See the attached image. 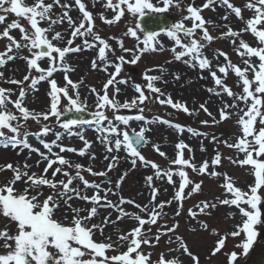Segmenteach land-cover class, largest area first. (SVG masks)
I'll return each instance as SVG.
<instances>
[{
    "label": "snow or ice",
    "instance_id": "6c2138e0",
    "mask_svg": "<svg viewBox=\"0 0 264 264\" xmlns=\"http://www.w3.org/2000/svg\"><path fill=\"white\" fill-rule=\"evenodd\" d=\"M95 2L96 0H93V3ZM193 3L194 0H191L185 9L184 0H106L103 7L110 9L115 15L112 19H105L101 13L102 22L113 25L121 21L126 13L131 18L123 37L135 38L136 44L134 48H127L123 38L105 39L99 34L95 28L93 13L86 9L82 0H74V5L81 14L75 19L69 15L73 10L69 0H32L31 3L27 0H0V39L7 41L5 50L0 52V69L16 59L24 60L27 65V73L20 80L6 77L4 71H0V81L16 86L15 89L0 86V148L14 150L17 155L25 150L29 153L23 164L8 163L0 167V172L10 170L12 173L7 182L0 184V217L6 220L5 225L0 228V264H182L179 256H171L172 252H177L180 256L187 255L194 264H199L198 257L188 249L182 237L177 235L173 240L169 235L176 232L179 222L175 221L169 226L167 220L170 217L165 211L166 207L176 201L178 207L174 216H180L183 202L202 192L203 181H193L188 169L198 175L207 174L211 178L223 179L220 186L231 198L218 202L220 205L234 206L242 215V225H238L237 230L232 231L230 235L233 238L245 235L240 247L244 255L248 254L258 236L257 226L264 225L261 209L264 202V193L261 192L264 190V0H247L244 9L253 13V16L247 19L242 15L243 9L235 6L230 0H206L202 7L192 6ZM214 5L231 10L235 17L245 24L240 30H233L227 24L223 25L227 31L221 32L219 37L229 39L235 46L243 66L234 64L222 50L214 52L211 59L205 54L204 50L209 48L217 37L210 34L205 25L212 22L206 21L201 13L203 9ZM171 7L180 13L186 10L187 15H182L179 21H172L170 17L163 15ZM57 8L61 9L59 14L54 10ZM222 19L227 21L228 15ZM22 21H26L27 26ZM186 22H190V26ZM65 23L67 28L62 27ZM13 30H18L19 39L11 34ZM197 30L201 32L199 38ZM245 32H249L257 41L255 46L242 38V33ZM69 33L65 39V35ZM162 34L174 42L173 46L165 48L159 39ZM77 39L80 40L79 44L75 43ZM109 40H115L119 50L130 54L131 59H126L123 54L117 55V48L113 47ZM61 43L63 47L60 46ZM25 50L30 55H23ZM90 50L97 52L91 61V68L103 71L108 79L99 90L90 87L88 95L93 96L95 111L90 112L91 119H87L85 113L89 108L88 99L87 96L82 97L80 91L83 80L73 81L69 78V73L75 69L66 58L69 54ZM166 50L172 53V59L167 63L181 62L193 70L198 69L200 79H206L203 73L208 72L213 87L206 88V91L210 96L222 101L218 108L220 118H216L206 103H201L199 110L211 117V125H218L236 117L240 135L234 137V142L173 123L163 117L149 119L144 115L146 102L152 101L182 111L188 116L198 112L197 109H190L186 102L174 101L170 93L157 86L158 83H168L164 79L168 69L163 65L146 69L141 78L146 83H137L132 81L131 77L125 78L121 75L125 64L136 65L145 54ZM221 57L223 63L220 62ZM45 58L49 65L47 68L42 67L40 63ZM33 70L39 75H33ZM155 71L160 74H149ZM57 72L63 73L66 82L64 86H58L54 78V73ZM230 72L238 78L237 87L241 88L239 93L233 91L226 83ZM172 76L174 80H180L179 73H172ZM45 81L50 85V90L46 93L49 97L47 109H30L26 101L30 94L39 91L38 85ZM120 85H124L125 89L131 88L135 95L121 102L118 99L123 91ZM110 87L113 89L111 96ZM14 94L17 98L12 100ZM225 95L231 99V103L223 99ZM9 105H12L15 111L11 110ZM121 110H135L139 114L125 115L121 114ZM108 112H111V116ZM29 120L39 124L40 129L30 132L25 128ZM133 121L142 122L139 130L131 127ZM200 123L209 125L210 122L203 120ZM154 124L166 125L174 129L178 136V142L174 145V158L169 160L170 167L163 168L142 155L141 149L151 143L146 133L152 131L151 125ZM57 126L61 130H57ZM89 129L98 134V141L104 147L103 158L109 161L106 171H94L92 167L73 163L62 155L64 152L75 153L95 161V153L89 151L93 142L85 135ZM185 132L193 137H201V145L203 139H208L214 145L223 144L229 149H235V156H228L226 159L233 165L250 166L254 181L249 189L242 190L241 187L235 186L233 179L226 172L215 170L222 163V154L218 147L211 162L206 159L198 167L194 162L192 148L180 138ZM49 134L54 137L51 141L45 139ZM30 137L37 140L45 151L34 147L30 143ZM72 137L78 138L83 147L76 149L63 144L65 138ZM185 149L189 152L188 158H185ZM153 150L159 156L167 158L159 144H153ZM122 151L123 157L120 156ZM200 151L204 152L206 149L201 146ZM32 153H36L40 158L35 167L45 163L39 175L31 171L33 165L27 162ZM121 159L130 163L131 170H135L138 163L141 167L154 170L153 174L145 178L150 199L144 205L122 195L118 196L115 203L109 198L110 194L117 195V190L128 175L127 171H123L114 182L106 179L101 183L89 181L83 174L87 172L93 177L107 178L108 174L119 166ZM49 169L52 170L50 177ZM57 176L62 178L57 179ZM174 177H178V181L174 180ZM154 179L172 185L174 196L167 201L157 202L160 188L155 185ZM105 182L109 185L114 183V187H104ZM18 184L22 187H17ZM81 184L83 189L79 186ZM88 190H92L93 194L88 195ZM76 200L91 206H74L73 201ZM102 201L104 203H101ZM125 204L134 206L144 215L125 211ZM100 208H110L118 213L116 220L105 216L101 222L93 223ZM197 208L198 212L191 208L188 210L193 220L201 214L211 215L209 209H216L217 203L203 201ZM126 217L135 221L137 226L123 231L119 229L118 222ZM197 223L204 229L209 227L206 222ZM110 224L116 226V240H113L111 234H104L105 228ZM152 226H157L155 234H152ZM213 234L219 236L217 246L212 251L214 256L225 248L229 234L221 235L218 230H213ZM98 235L102 238L97 239ZM164 236L168 237V245L175 243L177 247H170L168 253L161 252L153 260V252L145 249L155 248ZM237 260V253L233 251L229 264H235Z\"/></svg>",
    "mask_w": 264,
    "mask_h": 264
},
{
    "label": "rangeland",
    "instance_id": "374dc122",
    "mask_svg": "<svg viewBox=\"0 0 264 264\" xmlns=\"http://www.w3.org/2000/svg\"><path fill=\"white\" fill-rule=\"evenodd\" d=\"M28 3H31L32 0H27ZM86 4V9L91 11L93 13L94 17V24L95 28L99 31V34L107 39L110 37H117V38H123L124 45L127 48H134L136 44L135 38L132 37H123V33L126 31L127 27L129 26V20L131 19L130 16L126 13L125 17L121 19V21L113 24V25H107L106 23L102 22L100 19V14L103 13L105 19H112L114 17V13L105 7H103L104 3H106V0H96L95 3H93V0H82ZM155 2V0H154ZM191 2V0H184L183 7H187V5ZM206 2V0H194V3L192 6L195 7H202V5ZM231 3H233L235 6H240L243 11L242 15L247 19L251 18L253 16V13L247 9H244V5L247 3V0H230ZM69 3L73 5V10L69 12V15H71L74 19L77 16H80L81 14L78 11V8L74 5V0H69ZM162 6V5H161ZM213 7L215 10H213ZM57 14L61 12V9L57 8L54 9ZM228 15V20L225 21L222 19L225 15ZM164 15L169 16L173 18L174 21H179L182 18V15H187V12L185 10L184 13L178 12L174 7H171L167 13ZM201 15L206 21H211V24H206L205 26L209 29V32L212 36L217 37V39L210 45L209 48H206L205 54L211 59L214 52L218 50H222L223 52L227 53L230 60L237 65L243 66L242 60L240 57L237 56L235 51V46H233L229 39H220L221 32H226L227 28L223 27V25H229L233 30H240L245 27V24L237 19L235 17V14L231 12V10L226 9V7H221L219 5L210 6L207 9H203ZM22 23L27 26L26 21H22ZM135 21H132V24L134 26ZM188 26H190V22H186ZM215 25H220L221 27H215ZM63 28H67L68 25L65 23L62 25ZM59 30V29H58ZM14 35L17 39H19V32L18 30H13L11 33ZM201 34L200 30H197V38H199V35ZM69 34L65 35V39L68 38ZM242 38L248 42L250 45L255 46L257 44V41L254 39V37L249 33L245 32L242 33ZM159 39L162 41V43L165 45V48L168 49L171 46H173L174 42L171 41L166 35H161ZM7 41L5 39H0V52L4 51L6 48ZM77 44L80 43V40L77 39ZM109 43L113 45V47L117 48V55H125L126 59H131L130 54L122 53L115 40H109ZM60 46H64L63 43L60 44ZM75 46V45H73ZM179 50V49H178ZM23 55H30L27 50L23 52ZM72 54H69L70 56ZM78 56H81L85 59L84 56L91 55L90 57L93 58L97 55V52L95 50L90 51H84L79 54ZM172 59V53L168 50L164 52H156V53H147L145 54L142 59L136 64H125L124 65V71L122 72V76L125 78L131 77L132 81H135L137 83H146L142 81V74L146 71V69L149 68H155L158 65H163L168 69V74L164 76V79L168 81L167 84L158 83L157 86L161 87L163 91L166 93H170L173 100H179L181 102H186L187 106L190 109H197L198 112L196 115L188 116L184 114L182 111H177L172 109L171 107L165 105L161 106L157 104L155 101L152 102H146L145 105V113L144 115L148 117L149 119L155 118V117H163L164 119H169L173 123H179L184 126L192 127L193 129H196L200 132H207L209 134H214L217 137L221 139H228L229 142H234V137L239 136V126L236 123V117H232L231 119H228L224 121L221 124L218 125H211V117H209L206 113H204L202 110H199V105L201 103H206V106L208 109L216 116L217 119H219L218 114V108L221 106L222 101L218 99L215 96H210V94L206 91V88L213 87V81L209 77L208 72L205 71L203 75L206 77V79H200V72L198 69L193 70L187 66H185L181 62H172L167 63L169 60ZM255 59V58H253ZM69 60V59H68ZM91 60V61H92ZM84 62V61H83ZM83 62H77L74 60H69V64L72 68L75 69V71H72L69 73V78L73 81H80L83 80V84L80 87L81 95L82 97L87 96V99L93 98V96L88 95L90 87H95L97 90L101 89L102 85L107 81L108 76L103 72L99 70H93L91 68V63L84 64ZM220 62L223 63V57L220 58ZM42 67L47 68L48 61L47 58H45L43 61L40 62ZM77 63V64H76ZM0 71H4L5 76L9 78H15V79H22L23 76L27 73V65L26 62L22 59H16L15 61L9 62L4 68L0 69ZM109 71H112V69H109ZM172 73H179L180 74V80L176 81L174 80ZM33 75H39V73H36L35 70H33ZM149 74L152 75H159L160 73L158 71L151 72ZM218 75H221L218 73ZM54 78L57 80L58 86H64L66 83L63 78L62 72L54 73ZM119 79V77H118ZM237 81L238 78L233 74L229 73L226 83L233 88V91L240 92L241 88L237 87ZM0 86L5 88H13L15 89V85H11L8 83H5L3 81H0ZM122 88V94H131V98L135 95L134 91L131 88L125 89L124 85H120ZM39 91L35 92L34 94H30L28 101H26L27 106L30 109H34L36 111H44L47 109L49 105V97L46 95L47 91L50 90V85L45 81L41 82L38 85ZM113 89L109 88V95L111 96ZM122 94L118 97V99L123 102L126 98L130 99V97H121ZM147 94V93H146ZM17 97L14 94L11 99L15 100ZM224 100H226L228 103H231V99L228 98L226 95L223 97ZM89 108L88 111L92 112L95 111V106L93 104H88ZM9 108L13 111L15 109L12 107V105H9ZM109 116H111V112L107 113ZM121 114L125 115H138L139 113L135 110H121ZM51 120H54V118H51ZM51 120L49 123H51ZM208 120L210 123L209 125H203L200 123V121ZM142 124V122L139 121H133L131 122V127L136 128L139 130V126ZM27 128L30 132H36L40 129V125L37 124L34 121L29 120L27 124L24 126ZM152 131L150 133H146V136L150 139L151 143H149L146 147L141 149L142 155L146 157V159H149L151 161L156 162L163 168L170 167L169 160L174 158L176 149L174 148L175 143L178 142V136L174 129L169 128L166 125L163 124H154L151 125ZM57 130H61L57 126ZM91 130V129H89ZM87 130V131H89ZM162 130V131H161ZM85 132V135L87 133ZM182 138L185 143H187L193 150L194 154V162L199 167L204 160H209V163L211 162L212 157L215 155V151L218 147L219 151L222 154V163L220 166H217L215 169L216 171L226 172L228 176H230L235 186L241 187L242 190L247 191L249 189V186L253 183L254 177L250 173V166H244L241 167L239 165H233L229 162L226 157L228 156H235V149H229L223 144L220 145H214L213 143L209 142L208 139H203V144L201 145V137H193L191 134L185 132ZM48 141H51L54 139L52 134H49L47 137H45ZM89 141H92V147L89 149L90 152H92L95 148L94 143L96 142L99 144V152L96 153V159L95 161H90L87 156L80 157L79 155L75 153H69L64 152L62 155H64L66 158L70 159L73 163H81L85 165L86 167H92L94 171H106L107 164L109 161L104 160V147L103 145L98 141V135L90 139ZM63 144L68 147H75L76 149H80L83 147V143L76 137L72 138H65L63 141ZM30 143L33 144L34 147L40 148L41 151H45L38 143L37 140L30 137ZM153 144H159L161 151H164L167 154V158L159 156L157 152L153 150ZM203 146L206 151L201 152L200 148ZM54 151H59L58 149H55ZM29 155L28 151L25 150L22 154L17 155V152L11 149H0V167H3L4 165L8 163H13L14 165L17 163L23 164L25 161V158ZM185 158L189 157V152L187 149L184 151ZM120 156L123 157L124 153L123 151L120 153ZM240 158L242 159L243 156L241 155ZM40 159L39 156L36 153L31 154V159H29L27 162L30 165H33L31 168V171L36 172L38 175L42 173L43 168L45 167V163H41L39 167H35L36 161ZM55 167V165L53 166ZM210 170H212L210 166ZM51 169H49V177L51 176ZM123 171H127L128 175L125 178L121 188L117 190V195L113 196L110 194L109 198L115 203L118 201V196L122 195L126 199L134 200L135 202L144 205L147 203L150 199V192L146 185L145 178L148 175L153 174V169L151 168H144L141 167L138 163L137 168L135 170H131L130 163L125 162L123 159H121L120 164L117 168H114L112 172L108 174L107 178L104 177H93L92 175L88 174L87 172L83 173L85 175V178L89 181L95 180L97 183H101L102 181L111 180L115 181ZM190 178L195 181H203L202 184V192L194 194L191 198L186 199L183 202V208L181 211V215L176 217L174 216V213L177 210L178 202L173 201L172 205L170 207H166L165 211L169 214V219L167 220V223L169 226H171L175 221L179 222V228L176 230L175 233H170L169 235L172 236L173 240H175V237L179 235L183 238L184 242L186 243L188 249L196 256L198 257L199 264H229V258L230 254L234 251L237 253L238 260H242L246 255L243 254L242 247L240 245L243 243L245 239V235L241 234L239 237H231L230 233L232 231L237 230L238 225H242L243 217L239 213V211L234 206H228V205H220L219 200L225 199V198H231L230 194H225V190L220 186L223 183L222 178H211L207 174L205 175H198L196 173H192L190 169H188ZM12 176L11 171H5L0 172V184H3L7 182L8 179ZM62 177L57 176V179H60ZM174 180L178 181V177H174ZM78 183V182H77ZM154 183L157 187L160 188V193L157 197V202L159 201H167L170 198L174 196V187L172 185L167 184L165 181H156L154 179ZM83 189V185H79ZM104 187H114V183L112 185L107 184L106 182L103 184ZM17 187H22V185L18 184ZM164 189H167L165 192ZM187 192V189H186ZM262 193H264V190H261ZM47 189H45V195H47ZM88 195H92V190L87 191ZM101 196H103V193H101ZM203 201H207L209 203H217V208L212 210L209 209L211 212V215H198L196 220H193L190 218L188 214V210L191 208L193 211H199L197 208V205ZM101 203H104L102 201ZM74 206H80V207H90L91 205L87 204L84 201H73ZM125 211H129L132 213H138L140 215H144L143 213H139L137 209L134 208L132 205L125 204L124 206ZM262 209V219H264V202H262L261 205ZM118 213L113 211L110 208H100L98 209V217L93 219V223H99L103 220L105 216H109L110 220H116ZM197 221L206 222L209 226L207 229H204L201 227L200 223H197ZM6 223L5 218L0 217V228H2ZM137 226V223L129 218H125L123 221L118 222L119 229L123 231H128L134 227ZM116 226L109 225L105 228V236L111 234L113 240L117 239L116 231L114 230ZM147 227V225H146ZM190 229H196L195 231H192ZM213 230H218V232L223 234H229L228 238L226 240L225 248L221 250L220 253H217L216 255H212V251L217 246V242L219 239V236L216 234H213ZM258 236L256 239V242L260 239H263L264 242V225L257 226ZM157 232V226H152V234H155ZM99 235L97 236V239H101ZM167 236H164L161 238L159 244L155 248H146V251H152L153 252V260L157 258V256L161 252L168 253V249L176 248L177 245L173 243L172 245L167 244ZM251 249V248H250ZM249 249V250H250ZM123 250V249H122ZM249 252V251H248ZM171 256L173 258L179 256V259L182 261V264H194V261L188 257L187 255L180 256L177 252H172ZM235 262V263H237Z\"/></svg>",
    "mask_w": 264,
    "mask_h": 264
},
{
    "label": "bare ground",
    "instance_id": "6f19581e",
    "mask_svg": "<svg viewBox=\"0 0 264 264\" xmlns=\"http://www.w3.org/2000/svg\"><path fill=\"white\" fill-rule=\"evenodd\" d=\"M77 54H79V53H76V54H72V55H70V56H68L66 59H67V61L69 62V60L71 61V60H74V62L75 61H77V62H83L84 64H89L90 65V63H91V60H92V57H90L91 55H86V56H84L85 57V59L84 58H82L81 56H78ZM69 59V60H68ZM77 64V63H76ZM121 97H124V98H126V97H130L131 98V94H122V96ZM94 103V99L93 98H89L88 99V104H93ZM162 131V130H161ZM98 134L94 131V130H89V131H87V133H86V138L88 139V140H90V139H92L93 137H95V136H97ZM94 145H95V149L92 151V152H94L95 154L96 153H98L99 152V144H97L96 142L94 143ZM0 149H3L4 150V148H0ZM55 150V149H54ZM255 260H259L261 263H264V249L263 250H261V253H259V254H257L256 255V257L254 258V260L253 261H255Z\"/></svg>",
    "mask_w": 264,
    "mask_h": 264
},
{
    "label": "water",
    "instance_id": "95a60500",
    "mask_svg": "<svg viewBox=\"0 0 264 264\" xmlns=\"http://www.w3.org/2000/svg\"><path fill=\"white\" fill-rule=\"evenodd\" d=\"M89 117H90V115L88 116L85 114V118L89 119ZM262 249H264V244H260V243L256 244L253 247V249L251 250V252L249 253L248 257L243 262H241L239 264H264V263L257 262L256 260L253 261L254 257L257 254L261 253Z\"/></svg>",
    "mask_w": 264,
    "mask_h": 264
}]
</instances>
